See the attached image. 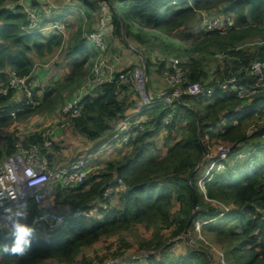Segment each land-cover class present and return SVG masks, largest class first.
Returning a JSON list of instances; mask_svg holds the SVG:
<instances>
[{
    "label": "trees",
    "instance_id": "obj_1",
    "mask_svg": "<svg viewBox=\"0 0 264 264\" xmlns=\"http://www.w3.org/2000/svg\"><path fill=\"white\" fill-rule=\"evenodd\" d=\"M79 1L90 9L104 5L108 15L107 28H111L113 35L120 39L122 18L126 40L137 45L148 69L151 63L146 53L141 51L142 48L148 52L153 49L154 42L161 45L170 43L171 48L173 38L186 42L183 54L187 59L183 61L179 57L186 73V82H201L207 88H213L215 94L211 98L183 95L179 98L180 102L174 99L170 104L156 101L155 107L146 115L147 127L144 130L136 128L128 143L123 145L132 148L130 154L108 162L101 172L97 170L90 173L78 186L54 188L55 204L71 205L73 210L89 213L94 208L92 204L99 203L102 206L97 208L99 219L85 215L74 217L72 213L63 215L64 228L42 237H33L31 247L23 257L2 251L0 264H92L93 260L82 254V248L93 246L103 235L126 231L134 224H143L148 231L153 227L157 229L152 238L146 241L142 239L138 245V251L151 254L134 262L212 264L208 254L188 246L184 255L171 254L179 239L176 242L171 240L182 235L186 227L193 230L194 222L198 219L208 221L201 227L204 233L213 235L219 243L230 247L228 256L235 264H264V219L259 212H264V125L249 136L243 131L244 125L253 119L254 112L264 104V91L239 99L235 93L220 88L233 77L238 87L255 85L256 78L245 74L244 70L254 61L264 62V0ZM3 2L0 0V5ZM217 15L230 17L235 27L224 34L191 27L188 34L178 36L189 21L198 22L204 20L203 17ZM134 23L139 27H134ZM27 25L26 14L21 6L17 5L14 9L1 6L0 88L8 85V72H3L6 68L19 76L29 77L34 57L50 53L62 43L60 35L44 37L39 21L32 33L22 29ZM76 38L77 41L71 39L66 46L65 54L72 64L63 88L72 86L81 74L89 58L87 43L94 48L86 37ZM257 38L258 41L249 42ZM254 45L263 46L253 48ZM94 50L98 55L96 48ZM205 50L211 54L219 51L222 57L221 61L213 62L211 79L206 70L207 61L194 56ZM157 66L161 74L162 67L159 64ZM119 75L116 74L111 82L101 84L91 94L80 99V114L71 118L70 123L74 132L85 140L95 141L104 133H111L113 124L122 119L129 105L125 94L132 91L129 84L118 80ZM30 90L32 101L36 103L35 106L29 105L30 110L22 107L26 103L23 98L17 104L11 102L14 90H9L6 96L0 95V126L4 129L13 119L27 118L46 107L48 102L49 106L56 100L47 91L39 99L36 89ZM234 108L240 109V112H234ZM231 113L237 118L238 125H233L232 116L228 118ZM168 114L171 117L165 130L169 138L177 139L164 157H157L149 138L160 131L161 119ZM260 114L264 115L262 111ZM44 130L47 133L34 132L24 140L15 136L14 131H5L8 135L1 138V158L11 156L18 142L25 147L36 144L42 148L50 138L49 130ZM216 141L225 143L221 145L229 149V154L223 162L224 170L210 172L209 180L204 184L206 200L197 187L198 174L202 168L196 172L195 169L203 155L202 145ZM54 150L56 147L52 143L48 153L43 151L52 164ZM237 154L245 156L231 161ZM205 162H202L201 167ZM118 180H121L125 189L116 193L119 190ZM108 189H113V192L106 195ZM115 194H118L117 203L112 205L110 200ZM216 200L234 208L226 212L213 204ZM194 204L196 212L189 222ZM35 210L32 205L26 211L27 221ZM161 230H168V235L161 234ZM0 243L11 246L12 241L0 240ZM120 244L125 246V241H120ZM120 250L117 249V252ZM100 262L103 264L106 261L100 259Z\"/></svg>",
    "mask_w": 264,
    "mask_h": 264
},
{
    "label": "built area",
    "instance_id": "obj_2",
    "mask_svg": "<svg viewBox=\"0 0 264 264\" xmlns=\"http://www.w3.org/2000/svg\"><path fill=\"white\" fill-rule=\"evenodd\" d=\"M19 5L22 7L23 12L26 14L28 25L22 29L27 33H32L37 27L39 15L34 10H29L25 7V0H19ZM105 14V13H104ZM198 30L199 31H218L222 34L226 33L235 27L232 19L213 16L212 18L203 17ZM106 28L107 16H98L96 28L85 35L86 39L94 45L98 56L94 61L90 76L84 81L81 88L85 92L92 91L94 88L103 83L111 82L118 71L115 66L108 61L106 57L108 45L106 42ZM155 61L162 66L161 77L163 85L168 89H174L173 93L161 98L162 104H170L174 99H179L181 96L190 98H211L215 93L213 88H207L201 82L187 83L186 73L182 68V60L176 55L157 54L154 56ZM244 73L255 77L256 83L253 87H238L236 79L233 77L226 83L220 85L223 91L235 93L239 99H246L255 94L264 91V62L255 61L251 63ZM118 80L122 83L129 84L137 93L139 100L134 107L133 114H124L119 122V126L115 129L109 137L106 145L122 146L127 144L132 137L136 128L144 130L147 127V120L144 118L142 112L152 105V95L144 90L145 77L142 69L136 67L134 70H127L118 76ZM7 87L0 88V95L6 96L9 90H14L23 95L26 104H33L32 93L28 87V77L19 76L12 71L8 76ZM183 87V89H181ZM22 110V109H19ZM62 112L70 118L79 116L80 107L78 100H69L62 108ZM234 112H240V109H234ZM134 117H138L137 119ZM231 117V115H229ZM136 119L134 123L132 120ZM170 122V116L166 115L161 119L160 130L164 131L165 127ZM232 122L235 124L234 118ZM50 137L53 131L48 133ZM52 144L51 139L45 141L43 147L39 145H31L25 147L18 144L15 147V152L8 157L0 159V240L2 242H11L8 238L9 231L11 230V222L7 219L4 212L5 208H12L13 212L20 210L19 205H28L35 207V212L27 221L35 229V235L41 230L48 233H54L64 228V214L55 211L54 200L52 193L56 186L61 187H75L83 183L87 176L98 170V166L91 163L89 159L79 158L68 165H54L52 164L47 154L43 153L45 150L48 153ZM220 156L214 158L210 167L206 171V176H202L198 180V185L204 192V184L209 180L208 177L211 171L220 172L225 169L224 161L226 160L229 149L220 146L218 149ZM244 154H237L235 157L242 158ZM236 160V159H233ZM29 169L36 173L31 175ZM119 190L123 191L125 188L121 180L117 182ZM113 192V189L106 190L105 194L108 195ZM264 215V212L259 210ZM79 216H92L91 212L86 213L80 209H70L69 214ZM42 216L47 217V221L41 220ZM15 219V217H12ZM208 221L198 220L194 222L196 230L201 229ZM217 259L221 264H226L223 258V253L217 251ZM144 254L143 256H148ZM140 255H134L133 260H136ZM106 264V263H103Z\"/></svg>",
    "mask_w": 264,
    "mask_h": 264
},
{
    "label": "crops",
    "instance_id": "obj_3",
    "mask_svg": "<svg viewBox=\"0 0 264 264\" xmlns=\"http://www.w3.org/2000/svg\"><path fill=\"white\" fill-rule=\"evenodd\" d=\"M99 2V0H98ZM96 3V2H95ZM94 3V4H95ZM18 5L17 1H12V0H4L3 4L0 5L2 7L8 8V9H14ZM25 7H27L29 10H34L37 13H40V18H39V25L43 27L42 33L44 37H48L51 35H60L62 38V43L59 47H55L50 53H46L41 57H34V63L33 67L31 70V73L28 77V85L32 90L36 89V96L38 98H42L43 94L45 91L49 93V95H53L54 98L56 99L53 104L50 103L48 106L49 102L47 103V106L44 107L43 109H40L36 111L35 113L32 114V118H30L31 124L28 125L27 127H20L18 129V133H16L15 136L19 137L20 140H24L29 134L31 133H39L41 131H46L44 129H47V126L50 125V121L45 125L40 123V120H43L42 118L40 119L39 114L46 113V117L51 116V118H56L58 114H60L59 117H57L54 121L60 122L63 121L64 125L66 126V129H64L63 132L66 133V135H70L73 141H71V145H73L74 150L77 152H80V147L84 148L87 152V150L93 148L94 146H98L95 151L92 153H81V155L78 157H84L85 159H89L91 163L95 164L98 166V170L100 172L103 170V168L106 166L108 162L111 161H117L119 160L122 156L126 154H130L132 151V148L125 147V146H113V145H106V140H104L103 137L99 138L98 140L95 141H87L84 138L80 137L76 132H74L71 123H70V117L65 115L62 112V108L59 110L57 109V101H63L62 106H64L69 100H79L86 94H91L92 91L84 92L81 96L79 95L82 93L80 90L81 86L83 85L84 81L89 77V73L92 67V64L94 63L96 56V51L94 48L87 43L86 48H87V53L89 55L88 60L85 62V64L82 67L81 74L78 76L74 84L70 87L63 88L65 82H66V77L70 73L71 70V64L72 61L66 56L65 50L68 42L72 39L77 41V36H80V38L84 39L85 35L88 33L92 32L96 26H97V11L99 8H102V6L99 7H94L92 9L88 8L87 6L83 5L79 0H25ZM104 8V7H103ZM102 8V9H103ZM107 10V8H104ZM38 13V15H39ZM218 16V15H217ZM225 17V16H224ZM134 27L138 28L139 26L134 23ZM109 43L113 44V48L118 53L122 54V57H124V60L122 61H117L116 59L113 58V53L110 47L109 50V56L108 60L117 68V69H124V68H129L133 66L137 60L139 61V57L135 56L132 53H127L122 51L119 47V43L117 41H112L115 36L113 35V31L107 30L105 32ZM117 38V37H116ZM132 44V43H131ZM111 46V44H110ZM82 59V57L80 58ZM116 60V61H115ZM140 62V61H139ZM125 64V66H121ZM136 67V66H135ZM214 66L210 67L208 72V77L211 79L212 77V72H213ZM3 72H8L9 74L12 72L11 69L6 68ZM152 75V80H150V73ZM160 76V72L158 71V66L156 65H151L150 68L148 69V89L151 92V94L154 97H158L162 95L163 92L167 91L165 90L166 88L162 89L161 86H159L158 82L154 79L157 77L156 75ZM7 76V80H8ZM28 86V87H29ZM16 92V91H15ZM13 93V97L11 102L17 104L21 102L23 95L21 93ZM126 95V102L129 104L125 111L124 114H133L134 112V105L136 103L137 97L133 92H128ZM58 98H57V97ZM70 96L69 99H67ZM80 101V100H79ZM33 102V101H32ZM35 106L36 103H33ZM155 107V105L149 109H147L143 114L146 117L148 116V113ZM46 108V109H45ZM151 120V119H150ZM119 126V120L116 121L113 126H112V132L109 134V137L112 135V133L115 131V129ZM153 127V126H152ZM54 129V128H53ZM155 129V128H154ZM62 128L57 127L54 129V133L51 136V141L52 143H55L56 150L53 151V155L55 158L52 160L54 163L57 161V155H59L60 149H61V142L65 144L67 142V137L62 136ZM151 131V130H150ZM62 132V133H61ZM47 133V131H46ZM160 137L163 140V148H158L157 144L155 142V138ZM152 145V149H154L157 157H164L167 153V150L169 147L174 143L175 137L169 138L167 130L166 131H159L158 133H155L152 138H149ZM19 143V142H18ZM53 143V144H54ZM17 144V143H16ZM52 145V144H51ZM65 146V145H64ZM65 148V147H64ZM165 150V152H164ZM60 159V158H59ZM58 159V162H59ZM76 160V159H75ZM74 161V159H73ZM72 160H67V163L73 162ZM65 165V164H64ZM205 167V166H204ZM205 169V168H204ZM99 172V173H100ZM202 172V171H201ZM201 172H199L198 177L201 175ZM116 193L119 192L118 189L115 191ZM118 194H115L110 202L111 204L115 205L117 203V196ZM54 198V194H52ZM96 203V202H95ZM92 204L91 208L92 212L95 211V219H99V215L97 214V208L100 206L102 207L99 203L97 204ZM56 211L60 212L62 214L67 215L72 208L71 205H60L56 204ZM175 207H177V204H175ZM132 227V225L128 228V230ZM122 232L120 233H114V234H109V235H104L99 238L96 244L101 242L102 238H109L115 235H121ZM124 241L123 238H120V241ZM142 239H140L138 242H142ZM103 245V244H101ZM177 245V244H176ZM92 247V249L87 253L90 254L92 251L93 253H102V250L104 251V247H99L96 249L95 244ZM88 248V247H84ZM109 248V249H108ZM83 249V248H82ZM108 249V252H105L104 255L99 257L100 259H103L104 262L107 261V254L112 252L111 257L113 258L114 255H122V260L118 261L117 264H143V262H134L128 261V259L123 255V250H120L122 253L117 252V248H112V247H106ZM186 250V249H185ZM83 253V251H82ZM177 255H184L185 251L183 253H176ZM85 257V255L83 253ZM96 259V257H95Z\"/></svg>",
    "mask_w": 264,
    "mask_h": 264
},
{
    "label": "rangeland",
    "instance_id": "obj_4",
    "mask_svg": "<svg viewBox=\"0 0 264 264\" xmlns=\"http://www.w3.org/2000/svg\"><path fill=\"white\" fill-rule=\"evenodd\" d=\"M95 2H98V0H96ZM103 7L106 8L104 5H102V8ZM102 8H99V10L96 13V15L99 16V18H100V16L101 17L102 16H104V17L106 16L104 14V12L107 13V10H105L104 8H103L104 9L103 10ZM203 15H205V14H203ZM200 23H201V20L198 21V22L189 21L187 23L186 27H184L180 31L178 36H185L186 34H188L190 32V28L191 27L194 30L198 29ZM258 40L259 39L257 38V39L251 40L249 42H252V41L255 42V41H258ZM112 41H117L119 43V45L121 46L119 48L122 49V51L127 52V53H132L134 55L136 54L135 52L132 51L131 48L137 50L138 47H137V45L135 43L131 44V40L129 41V45L130 46H128V44L125 43L123 38L120 39L119 37H117V38L115 37ZM171 41L173 43V46L171 48L169 46L170 43H167L165 45H161L158 42H154L152 44V48L153 49H151L150 51L147 52L146 50H144L142 48L141 51H144L146 53V56L149 59L151 65H156L157 66V63L155 62L154 57H153V55L155 53L161 54V55H166V54L176 55V56L180 57L183 61H185L187 58L183 54L184 53L183 47L186 46L185 45L186 42H184V41L182 42L178 38H173ZM106 42H107V45H108L106 57L109 56V50H110V47H111V50H112V53H113V58L116 59L119 62L124 60V57H122V54L118 53L115 50V48H113V44L112 43H109L108 38L106 39ZM187 43H189V42H187ZM110 44H111V46H110ZM261 46H263V45H260V46L254 45L252 47L253 48H258V47H261ZM135 56H138V55L136 54ZM194 56L199 58L201 61H207V63L205 64V65H208V67L206 69L207 71H209V68L212 67V65H214L213 62L222 60V57H221V54L219 53V51L215 52L214 54H211L208 50H205V51L200 52V53H198V54H196ZM96 58H97V56H96ZM139 61H140V58H139ZM139 61L137 60V62L133 66H131L129 68L132 69V70H134L136 67H140L141 68V62H139ZM124 62H125V60H124ZM121 66L123 67V66H125V64H123ZM124 69H127V68H124ZM118 70H123V69H118ZM89 76H90V74H89ZM156 76L157 77H155L154 79L158 82L159 86H161L162 89H164L165 86L162 84L163 83L162 77L159 76L158 74ZM150 80H152L151 73H150ZM80 90L82 91V93L79 94L81 96L85 91L83 90V88H80ZM69 98H70V96L67 99H69ZM62 104H63V101H59L58 100L57 101V109L60 110L61 107H63ZM29 105L30 104H26L24 102L22 104V107L24 108V110H30L31 108H29ZM259 108H260L259 111L254 112V114L252 115L253 119H251L250 121H248L244 125L243 131H245V133H247L248 136L252 135L255 131H258L259 128L264 125V115L260 114V111H262V113L264 114V104H261V106ZM39 115H40V119L41 118L43 119V120H40L39 122L42 123L43 125L44 124L46 125L48 123V121L46 119H48L50 121V125L47 126V129L49 131H53V133H54V129L57 128V127L62 128L63 129L62 132L64 131V129H66V126H63L64 122L61 121V120H60V122L54 121L52 123V121L55 120L57 117H59L60 114H58L56 116V118H53V117L51 118V116L46 117V113L39 114ZM33 116L29 115V116H27V118L24 117V118H21L19 120L18 119L17 120L13 119L12 123L6 129H4L2 126H0V145H2V141H1L2 136H6V135H8V133H10L12 131H14L15 134H16V133H18V129L17 128H20L21 126L22 127H27L29 124L32 125L31 124L32 120H30V118H32ZM12 118H15V116H13ZM135 121H136V119L132 120V123H134ZM235 125H238L237 118L235 119ZM5 131L8 132V133H5ZM109 134L110 133H104L102 135L104 140L107 139V141H108ZM62 136L67 137V142L64 144L63 141H60L61 142V149H60L59 155H57V161H56V163H54L56 166L57 165H64V164L68 165L70 162L67 163V160H70V161L72 160L73 161V159H74V161H75V159L76 160L79 159L78 157L81 155V153H85L86 152V150L84 148H82V147H80V152L75 151L73 145H71V141H73V140L70 137V135H66V133L63 132ZM206 141H208L207 138H206ZM155 142H156L158 148H163V140L160 137H156L155 138ZM221 144L224 145L225 143H223L221 141H216V143H213V144H210L208 142H207V144L206 143L203 144V146L205 147L204 149L206 150V157H205V159L203 161H206V162H205V165L203 164L202 169H203L204 166H207L208 164L211 165V162L213 161V159L217 158L218 156H220V153H219L218 149L220 148V146H223ZM226 144L230 145V143H226ZM97 147H98L97 145L94 146L93 148L87 150L86 153H92L93 151H95L97 149ZM223 147L228 149L225 146H223ZM164 152H165V150H164ZM1 157L2 156L0 155V158ZM237 158L238 157H234V159H237ZM58 159H59V162H58ZM208 167H210V166H207L204 169V171L208 170ZM202 169L200 170V172L202 171ZM204 176H206V173H204ZM199 191L201 192V194L203 193V190L199 189ZM213 204L218 206V207H222V209H227V210L231 209L230 205H226L225 203H223L221 201H218V200L213 201ZM31 206L32 205H30L27 208V210ZM176 208L177 207H174V209H176ZM91 215L92 216H90V217H94L95 216V211L91 212ZM156 230L157 229L153 227L150 231H148L144 227L143 224H134V225H132V227L129 230L127 229L126 231H123L121 233V235H115V236H112V237H109V238H102L100 243L95 244L96 249L99 248V247H104L105 248L104 251L102 250V253H99V252L98 253H93L91 251L90 254H87L92 249V247L83 248L82 251H83V253L85 255H87V258L93 260L92 264L101 263L100 260H99V257L104 255L105 252H108L107 250L109 248L106 249V247L122 249L123 250V255H125V257L128 259V261H132L134 255L136 253H139L138 252V248H139L138 247V245H139L138 241L140 239H143V240L146 241V240L152 238L153 237V233ZM167 233H168V230H161V234H164L165 236H167L168 235ZM120 238L124 239L125 246L120 244ZM185 239H187V241H185ZM172 241H176V238L172 239ZM176 243H177V245H175V248L172 249L171 254H175L176 255V253H180V252L183 253L187 246L188 247H196V248L204 249L205 251H207L210 254L212 264H219V261L217 259V256H218V252L217 251L223 252L224 259H225V262L227 264H235L233 262V260H230V258L228 256V252L231 251L230 247L225 245V244L219 243L213 235L206 234L201 229H199V230H196L195 228H194V230L190 229L187 232V234H184L183 238L179 239L178 242H176ZM101 244H103V245H101ZM0 246H2L1 243H0ZM1 252L2 251H0V255H1ZM111 254H112V252H110L106 256V258H107V261L105 262L106 264H115L116 262L118 263V261L122 260V257H123L122 255H115L112 258ZM95 257H96V259H95ZM44 264H54V262H47V263H44Z\"/></svg>",
    "mask_w": 264,
    "mask_h": 264
},
{
    "label": "clouds",
    "instance_id": "obj_5",
    "mask_svg": "<svg viewBox=\"0 0 264 264\" xmlns=\"http://www.w3.org/2000/svg\"><path fill=\"white\" fill-rule=\"evenodd\" d=\"M18 6H20L19 5V1H18ZM104 10V9H103ZM105 13V12H104ZM105 15L107 16V18H108V15L105 13ZM224 18H229V19H231L230 17H227V16H225ZM97 19H98V16H97ZM233 20V19H232ZM202 21V20H201ZM234 22V21H233ZM234 25H235V23H234ZM107 30H110L111 28H106ZM123 38V37H122ZM106 39H107V37H106ZM128 41V40H127ZM141 53V52H140ZM157 53H155L154 55H153V57L156 55ZM178 57V56H177ZM108 58V57H107ZM145 58V57H144ZM154 60H155V58H154ZM109 61V60H108ZM140 62H141V59H140ZM156 62V61H155ZM255 62V61H254ZM261 62H263V61H261ZM157 63V62H156ZM253 63V62H252ZM157 65H158V63H157ZM160 65V64H159ZM162 67V66H161ZM117 71H118V73L117 74H121V72L122 71H124V70H132V69H130V68H127V69H123V70H118L116 67H114ZM141 69H142V72H143V67H142V62H141ZM147 70H148V68H147ZM162 72V71H161ZM144 75V74H143ZM160 76H161V74H160ZM122 83V82H121ZM146 83H148V77L147 78H145V84H144V90L146 91V92H149L150 94H151V92L149 91V89L148 90H146V88H145V85H146ZM131 86V85H130ZM166 88V87H165ZM165 90H167V91H165V92H163L162 93V95H160V96H158V97H154L152 94V98H153V101H152V105L149 107V108H151V107H153L154 105H155V102L156 101H159V100H161V98H163L164 96H167L166 95V93L168 92V91H173L174 89H168V88H166ZM131 91L135 94V96L137 97V100H136V103H135V105L137 104V102H138V100H139V97H138V95H137V93L133 90V87L131 86ZM227 92H229V91H227ZM232 93V92H231ZM168 95H170V94H168ZM178 100V99H177ZM135 105H134V107H135ZM149 108H147V109H149ZM146 109V110H147ZM260 109V108H259ZM259 109H258V111H259ZM145 110V111H146ZM144 111V112H145ZM144 112H142V114L144 113ZM124 115V114H123ZM169 115V114H168ZM229 115H231L232 117H233V115H234V113H231V114H229ZM239 115H241V114H239ZM143 116H144V114H143ZM170 116V115H169ZM171 117V116H170ZM123 118V117H122ZM134 118H138V117H134ZM144 118L146 119V117L144 116ZM228 118H231V117H228ZM234 118V117H233ZM236 118H234V120H235ZM121 120V119H120ZM120 120H119V122H120ZM147 120V119H146ZM233 123V122H232ZM233 125H235L234 123H233ZM161 131V130H160ZM164 131H166V130H164ZM161 132H163V131H161ZM50 139H51V137H50ZM18 144H22L21 142H19V143H17L16 145H15V147L18 145ZM23 145V144H22ZM82 158V157H81ZM78 160V159H77ZM233 159H231V161H232ZM202 164V163H201ZM55 165V164H54ZM207 166H209V164L207 165ZM207 166H205V167H203V169H202V173H201V175L198 177V179H197V187H198V189H200L199 188V185H198V180L204 175V173H206V171H204V168H206ZM200 168H202V167H200ZM211 172H215V171H211ZM29 173L31 174V175H35L36 173H34V172H32L31 171V169H29ZM52 194H54V192L52 193ZM51 194V195H52ZM203 194V197L206 199V197H205V190H204V192L202 193ZM53 197V196H52ZM53 200H54V207H55V211H56V204H55V199L53 198ZM207 200V199H206ZM19 208H20V210H17V211H15V212H13V209L12 208H5L4 209V212H5V214H6V217H7V219L11 222V230L9 231V235H8V238L9 239H11V241H12V243H11V246H9V245H7V244H5V245H2V246H0V251H3L4 253H8V254H13V255H17V256H20V257H23L26 253H27V251H28V249L31 247V244H32V240H33V237H35L36 235H35V229L31 226V225H29L26 221H27V210L25 209V205H19ZM233 207L231 206V209H232ZM72 209V208H71ZM230 210V209H229ZM229 210H227V209H224V211H226V212H228ZM92 212V211H91ZM60 213V212H59ZM69 214V213H68ZM67 214V215H68ZM65 215V214H64ZM220 216L222 215V214H219ZM15 217V219H13L12 217ZM262 218L264 219V215H262ZM30 219V218H29ZM41 220H43V221H47V217L46 216H42L41 217ZM198 220H200V219H198ZM194 230V229H193ZM189 231V230H188ZM46 234H51V233H48V232H44L43 230H41V232H39L37 235V237H42V236H44V235H46ZM183 235H184V233L182 234V235H180V236H178V237H175L176 238V241L178 240V239H181V238H183ZM172 241V240H171ZM175 241V242H176ZM194 248H196V247H194ZM196 249H198V250H200V251H204V252H206L208 255H209V257L211 258V256H210V254L207 252V251H205V250H202L201 248H196ZM139 253H136L135 255H140V257L138 258V259H136V260H133V261H137V260H139L141 257H148L150 254H151V252H143L142 250L141 251H138ZM148 253H150L148 256H143L144 254H148ZM223 253V252H222ZM223 258H224V255H223ZM219 261V260H218ZM224 261H225V259H224ZM212 263V262H211ZM226 263V262H225ZM115 264H117V262L115 263ZM219 264H221L220 262H219ZM227 264V263H226Z\"/></svg>",
    "mask_w": 264,
    "mask_h": 264
},
{
    "label": "water",
    "instance_id": "obj_6",
    "mask_svg": "<svg viewBox=\"0 0 264 264\" xmlns=\"http://www.w3.org/2000/svg\"><path fill=\"white\" fill-rule=\"evenodd\" d=\"M123 29H124V25H123V21H122V18H121V32H122V37H123L125 43H127L128 46H130V45H129V42L126 40V38H125V36H124ZM131 49H132V51L135 52V53L138 55V57L141 59L142 67H143V74H144V77L147 78V77H148V70H147V65H146V61H145V58H144L143 54L140 53V52H138L137 50H135V49H133V48H131ZM145 88H146V90H148V85H147V83H146V85H145ZM172 93H173V91L171 90V91H168V92L166 93V95H168V94H172ZM177 101L180 102V99H178ZM202 147H203V155H202V157H201V159H200V162L198 163V165H197V167H196V169H195V172H196L198 169H200V167H201V163H202V161H203V160L205 159V157H206V150L204 149L205 147H204L203 145H202ZM195 212H196V206H195V204H194V205H193V208H192V214H191V217H190V219H189V222H190V220L192 219V217L195 215ZM187 232H188V227H186V229H185V231H184V234H187ZM185 241H187V239H185ZM189 248H191V249H193V250H197V251L202 252V253H204L205 255H207L206 252H204V251H200V250H198V249H196V248H194V247H189ZM207 256H208V255H207ZM208 257H209V256H208ZM209 261L212 262L210 257H209Z\"/></svg>",
    "mask_w": 264,
    "mask_h": 264
}]
</instances>
